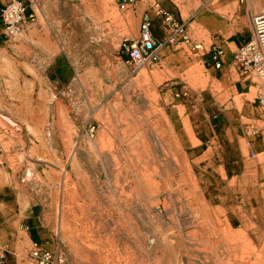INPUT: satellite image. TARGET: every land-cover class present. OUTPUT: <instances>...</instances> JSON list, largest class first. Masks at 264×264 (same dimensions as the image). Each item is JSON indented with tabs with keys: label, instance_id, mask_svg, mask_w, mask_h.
<instances>
[{
	"label": "rangeland",
	"instance_id": "374dc122",
	"mask_svg": "<svg viewBox=\"0 0 264 264\" xmlns=\"http://www.w3.org/2000/svg\"><path fill=\"white\" fill-rule=\"evenodd\" d=\"M20 1L35 18L34 27L11 39L0 30V249L7 264H34L23 231L27 216L49 229L50 248L57 246L67 264H178L180 229H195L204 203L212 218L247 235L264 264V141L260 131L251 132L260 125L250 121L237 97L235 106L228 103L230 95L215 83L202 54L186 44L161 49L156 62L136 71L125 63L122 44L136 37L142 14L156 1L97 0L99 8L83 5L96 0ZM193 1L165 0L184 26L198 6ZM249 1L254 14L264 11V0ZM188 36L193 42L203 39L191 28ZM105 154L114 159H102ZM144 154L151 161L156 154L166 157L168 167L181 166L178 174L186 177L182 184H168L154 176L160 189L167 186L160 199L171 195L172 202L166 200L171 216L161 205L140 209L135 203L130 227L124 218L129 210L119 206L123 197L113 166L123 164L124 156ZM151 161L150 167L159 169ZM137 164L140 170L141 161ZM13 177L27 190L22 199ZM103 222L107 233L100 228L94 239L89 227Z\"/></svg>",
	"mask_w": 264,
	"mask_h": 264
},
{
	"label": "bare ground",
	"instance_id": "6f19581e",
	"mask_svg": "<svg viewBox=\"0 0 264 264\" xmlns=\"http://www.w3.org/2000/svg\"><path fill=\"white\" fill-rule=\"evenodd\" d=\"M96 5L97 8L101 7L102 6V2L101 1H95L94 3L91 2H83V5L85 7L87 6H92V5ZM104 7V5H103ZM105 9V7H104ZM99 12V11H98ZM104 12V11H103ZM94 14V13H93ZM99 15V14H98ZM104 15V14H103ZM102 15V16H103ZM90 17V16H89ZM96 17V16H95ZM91 18V17H90ZM96 19V18H95ZM97 20V19H96ZM102 20V19H101ZM93 21V20H92ZM102 22V21H101ZM97 24V23H96ZM102 24V23H101ZM104 24V23H103ZM95 26V25H94ZM103 27V26H102ZM98 30V29H97ZM100 37V36H99ZM95 38V37H94ZM50 51V49H49ZM142 72V71H141ZM40 94H42L40 92ZM44 96V95H43ZM16 97V95H15ZM16 99V98H15ZM41 100V99H40ZM45 101V100H44ZM44 101L42 100L43 104H44ZM140 101V100H139ZM142 102V101H141ZM140 102V103H141ZM143 103V102H142ZM141 103V104H142ZM14 107V106H13ZM43 107V106H42ZM16 108V107H14ZM39 108V107H38ZM44 108V107H43ZM19 109V108H18ZM45 110V109H44ZM43 111V110H41ZM68 112V111H67ZM32 120V119H30ZM36 121V119H35ZM139 124L140 123H137V126L136 124H134V128L136 129L138 127V130H139ZM148 130H144L142 129V127H140V133L141 134H145L147 133ZM130 133V132H129ZM130 136V135H129ZM161 140V139H160ZM159 142V140H158ZM130 143V142H128ZM132 143V142H131ZM42 144V143H41ZM120 145V144H119ZM133 147V146H132ZM158 148H160V145L158 144ZM34 149V148H33ZM119 149V148H117ZM131 152H132V149L131 148ZM118 151V150H117ZM120 151V150H119ZM143 150H141L142 152ZM134 152V151H133ZM136 152V151H135ZM164 152V151H162ZM138 153V152H137ZM140 153V152H139ZM144 153V152H142ZM142 153H140L142 155ZM147 153V152H145ZM184 153V152H183ZM132 154V153H131ZM136 154V153H134ZM132 154V155H134ZM149 154V153H148ZM155 154V153H154ZM158 154V153H157ZM157 154L154 155V159L152 161H157L158 163V167L159 169H156L158 170H155V168H153V165L150 167L149 165V162L151 161L150 158L148 157V155L145 156V154L143 156L139 155L138 156V159H131L132 157H123V161L124 163L119 165L117 163H115L114 161V170H115V173H114V176L113 178L115 179V183L119 184V187H120V190H121V193H120V196L123 197V199L121 201H119V206H121V208H126V210H129L127 214H125V217L126 220H127V224L132 227V223H130V217H129V212L130 210L132 209L133 206H137L138 208L140 209H146V208H150L151 206H155V208H157L158 205H161L162 209L164 212L168 213L170 212V205L166 203V200L169 201V197H167L165 199H160V196H163L164 193H166V185L163 186L162 189H160L158 186L159 184L161 183H155V180L153 179L154 176L155 178H157L156 176L158 177H161V179L163 181H166L165 183H168V184H174L176 181L180 182L181 179H182V175H179L178 172H179V168L181 167H168V164L165 160V158H160V159H157ZM164 154V153H163ZM26 155V154H24ZM124 155V154H123ZM171 155V154H170ZM185 155V154H184ZM244 155V154H243ZM120 156V155H119ZM166 156V155H165ZM186 156V155H185ZM245 156V155H244ZM28 157V155H27ZM152 157V156H150ZM173 156L170 157V159L172 158ZM26 158V157H25ZM137 158V157H136ZM181 158L183 159V157L181 156ZM41 159V158H40ZM104 160H107V159H111L113 160L114 159V156L113 155H109V154H105V156L102 158ZM152 159V158H151ZM175 159V158H174ZM181 159V161H182ZM122 161V162H123ZM138 161H141L142 163V166H141V169H137V162ZM151 161V162H152ZM175 162V161H174ZM173 163V162H172ZM196 163V162H195ZM27 164V163H26ZM245 164V163H244ZM138 165V164H137ZM172 165V164H171ZM170 166V165H169ZM176 166H179L176 165ZM210 166V165H209ZM31 167V165H30ZM55 167V166H54ZM188 169H189V166H187ZM209 168V167H208ZM29 169V168H28ZM186 169V168H185ZM200 169V168H199ZM152 170V172H148ZM167 170H169L171 172V174L169 175V173L167 172ZM212 170V169H211ZM30 171V170H29ZM186 171V170H185ZM189 171V170H188ZM213 171V170H212ZM256 171V170H255ZM254 171V173H255ZM61 172V171H60ZM199 172V171H198ZM263 172V171H262ZM188 173V172H187ZM210 173V172H209ZM213 173V172H212ZM258 173V172H257ZM264 173V172H263ZM191 174V173H190ZM188 175V174H187ZM192 175V174H191ZM206 175V174H205ZM204 175V176H205ZM253 175V174H252ZM25 176V175H24ZM185 175H183L184 177ZM198 176V175H197ZM196 176V177H197ZM208 176V175H207ZM245 176V175H244ZM254 176V175H253ZM68 177V176H67ZM186 177V176H185ZM246 177V176H245ZM251 177V175H250ZM205 178V177H204ZM212 178V177H211ZM254 178V177H252ZM185 179H188V178H185ZM200 179V178H199ZM207 179V178H206ZM30 180V175H26L25 179L23 180L25 184H27ZM244 180V179H243ZM19 180L16 178V177H13L12 178V183L14 185V190L16 192V196L18 199H22L24 196H27V190L25 188L24 185L20 184L18 182ZM22 181V180H21ZM183 181V180H182ZM187 181V180H185ZM208 181V180H207ZM255 181V180H253ZM258 181V180H257ZM176 182V184L178 183ZM209 182V181H208ZM249 182V181H248ZM164 183V182H163ZM183 183V182H182ZM181 182L179 184H182ZM188 183V182H187ZM241 183V181H240ZM245 183V182H244ZM242 183V184H244ZM158 184V185H157ZM205 184V183H204ZM242 184H239V185H242ZM246 184V183H245ZM249 184V183H248ZM253 184V183H252ZM189 185V184H187ZM202 185V184H200ZM207 185V184H206ZM166 186V187H165ZM173 186V185H172ZM172 186L170 185V187L172 188ZM178 186V185H176ZM184 186V184L182 185V187ZM209 186V185H207ZM255 186V185H254ZM187 187V186H186ZM93 188V187H92ZM169 188V187H168ZM204 188V187H203ZM245 188V187H244ZM173 189V188H172ZM179 189V187L177 188ZM181 189V187H180ZM228 189V188H227ZM87 190V189H86ZM93 190V189H92ZM189 190V189H187ZM199 190V189H198ZM249 190V189H247ZM89 191V190H88ZM223 191V190H222ZM225 191V190H224ZM229 191V190H227ZM233 191V190H232ZM238 191V190H237ZM240 191V190H239ZM90 192V191H89ZM168 192V191H167ZM176 192V191H175ZM182 192H183V188H182ZM185 192V191H184ZM213 192V191H212ZM70 193V192H69ZM87 193V192H86ZM94 193V192H92ZM91 193V197L93 196V194ZM228 193V192H226ZM249 193V192H248ZM76 194V193H75ZM168 194V193H167ZM171 194V193H170ZM178 194V193H177ZM176 194V195H177ZM183 194V193H182ZM187 194V193H186ZM192 195L191 192L188 193L187 195ZM245 194V192L243 193ZM67 195V194H65ZM79 195V194H78ZM174 195V194H173ZM211 195V194H210ZM248 195V194H247ZM70 196V195H69ZM90 196V195H89ZM181 196V195H180ZM196 196V195H195ZM194 196V197H195ZM232 196V195H231ZM190 197V196H189ZM193 197V198H194ZM227 197V196H226ZM68 198V197H67ZM65 198V199H67ZM185 198V197H184ZM203 198V197H202ZM233 198V197H232ZM180 200L179 198H177V201ZM193 200V199H192ZM196 200V199H195ZM136 201V202H135ZM171 201V200H170ZM185 201V199H184ZM183 201V202H184ZM201 201V200H200ZM228 201V200H227ZM231 201V200H230ZM64 202V201H63ZM62 202V203H63ZM75 202V201H73ZM172 202V201H171ZM182 202V203H183ZM189 202V201H187ZM194 202V201H193ZM207 202V201H206ZM212 202V201H211ZM234 202V201H233ZM248 202V201H247ZM93 203V202H92ZM136 203V204H135ZM202 204V202H200ZM209 203V202H208ZM90 204V203H89ZM135 204V205H134ZM179 204L180 201H179ZM187 204V203H186ZM192 204V203H191ZM195 204V203H194ZM198 204V203H197ZM77 205V204H76ZM91 205V204H90ZM93 205H97V204H93ZM172 205V204H171ZM185 205V204H184ZM199 205V204H198ZM231 205V204H230ZM233 205V204H232ZM74 206V205H73ZM72 206V207H73ZM89 206V205H88ZM94 206V207H95ZM174 206V204H173ZM178 206V205H177ZM63 207V206H62ZM79 207V206H78ZM82 207V206H81ZM99 207V206H98ZM172 207V206H171ZM185 207V206H184ZM188 207V205H187ZM257 207V206H256ZM77 208V206H76ZM90 208V207H89ZM182 208V206H181ZM180 206L178 207V209H181ZM191 208V207H190ZM202 212L199 216V220L196 222V224L194 225L192 222V225H194V228L192 231H185L183 233H181V229L178 227V229H180V235L179 236V244H180V252L178 251L179 253V257H178V264H263V262H261V255H262V251H260V249H258L259 251H257L256 249H254L252 247V243L250 241V239L247 237L246 234H242V233H238V232H232L231 229H230V226L227 224V223H223L221 221H219L217 218H212V213L210 211V209L205 205V203L202 205ZM67 209V208H66ZM83 209V208H82ZM88 209V207H87ZM96 209V208H95ZM106 209V208H105ZM175 208H171V210H174ZM185 209V208H184ZM255 209V208H254ZM260 209V207H259ZM69 210V209H68ZM79 210H80V207H79ZM89 210V209H88ZM99 210V209H98ZM137 210V208L135 209ZM133 210V211H135ZM182 210V209H181ZM192 210V209H191ZM253 210V209H251ZM258 210V209H257ZM70 211V210H69ZM91 211V210H90ZM122 211V209H121ZM125 211V209H124ZM132 211V212H133ZM158 211V210H157ZM175 211V210H174ZM173 211V212H174ZM177 211V210H176ZM217 211V210H216ZM219 211V210H218ZM222 210H220V213H221ZM64 211H60V215H61V219L62 217L65 219V216L64 217ZM77 212V211H75ZM74 212V213H75ZM82 212V210L80 211ZM99 212V211H98ZM101 212V210H100ZM104 212V211H103ZM116 212V211H115ZM182 212V211H181ZM187 212V211H186ZM186 212H184L183 214H185ZM193 212V211H192ZM257 212V211H256ZM70 213V212H69ZM68 213V215H69ZM94 213V212H93ZM97 213V212H96ZM158 213V212H157ZM176 214V212H174ZM178 213V212H177ZM194 213V212H193ZM223 213V212H222ZM253 213V211H252ZM67 214V213H66ZM73 214V213H72ZM88 214V213H87ZM98 214V213H97ZM124 214V213H123ZM132 214V213H131ZM170 214V213H169ZM173 214V215H175ZM189 214V213H188ZM89 215V214H88ZM166 215V216H167ZM187 215V214H186ZM193 215V214H191ZM222 215V214H221ZM72 216V215H70ZM76 216V213L75 215ZM73 216V218H75ZM112 216V215H111ZM161 216H164V215H161ZM171 216V214H170ZM169 216V218H170ZM178 216V215H176ZM198 216V215H197ZM77 217V216H76ZM89 217V216H88ZM107 217V216H106ZM119 217V216H118ZM139 217V216H138ZM157 217V216H156ZM155 217V218H156ZM191 217V216H190ZM195 217V215L193 216ZM216 217V216H215ZM234 217V216H233ZM109 218V217H108ZM120 218V217H119ZM158 218V217H157ZM156 218V219H157ZM189 218V217H188ZM63 219V220H64ZM70 219V218H69ZM76 219V218H75ZM132 219V218H131ZM171 219V218H170ZM197 219V218H196ZM78 220V219H77ZM144 220V219H143ZM172 220V219H171ZM170 220V221H171ZM174 220V219H173ZM172 220V221H173ZM177 222H178V219H176ZM187 220V219H186ZM66 221V220H64ZM113 221V220H112ZM185 221V220H184ZM192 221V220H191ZM228 221V220H227ZM68 222V221H66ZM70 222V221H69ZM89 222V221H88ZM87 222V223H88ZM91 222H92V219H91ZM90 222V223H91ZM159 222V221H158ZM166 222V221H165ZM164 222V223H165ZM174 222V221H173ZM172 222V223H173ZM190 222V221H189ZM121 223V222H119ZM161 223V222H160ZM162 223V224H164ZM167 223V222H166ZM245 223V222H244ZM69 224V223H67ZM75 224V223H74ZM79 224V223H78ZM93 224V223H92ZM91 224V225H92ZM98 224V223H97ZM96 224V225H97ZM132 224V225H131ZM178 224V223H177ZM189 224V223H188ZM230 224V223H229ZM77 225V224H75ZM81 225V224H80ZM185 225V223H184ZM187 225V224H186ZM191 225V224H190ZM191 225V226H192ZM122 226V225H120ZM124 226V225H123ZM182 226V225H181ZM71 227V226H70ZM86 227V226H85ZM88 227V226H87ZM106 227L108 228L107 224L106 223H99L98 226L96 228L93 227V225L91 227H89V231L90 233L92 234V237H95V236H98L100 233H99V229H103V232H105L104 228L106 229ZM116 227V226H115ZM175 227V226H174ZM184 227V226H183ZM186 227V226H185ZM111 228V227H110ZM247 228V227H246ZM94 229V230H93ZM134 229V228H132ZM169 229V228H168ZM249 229H251L249 227ZM77 230V229H75ZM87 230V229H86ZM85 230V231H86ZM131 230V229H130ZM184 230V229H183ZM186 230V229H185ZM70 231V230H69ZM72 231V229H71ZM80 231L81 228H80ZM79 231V232H80ZM84 231V232H85ZM113 231V230H112ZM110 230V232H112ZM179 232V231H178ZM76 233V232H75ZM74 233V234H75ZM81 233V232H80ZM89 233V234H90ZM107 233V232H105ZM113 233V232H112ZM117 233V232H116ZM255 233V232H254ZM83 234V233H82ZM81 234V235H82ZM85 234V233H84ZM88 233H86L87 235ZM76 235V234H75ZM75 235H73L75 237ZM104 235V234H102ZM112 235V234H111ZM173 235V234H172ZM176 235V234H175ZM174 235V236H175ZM89 236V235H88ZM109 236V234H108ZM127 236V235H126ZM154 236V235H153ZM71 237V235H70ZM79 237V236H78ZM155 237V236H154ZM171 237V236H170ZM173 237V236H172ZM77 238V237H76ZM89 238V237H88ZM91 238V237H90ZM107 238V237H105ZM156 238V237H155ZM83 239V238H82ZM96 239V237L94 238ZM98 239V238H97ZM111 239V237H110ZM124 239V238H123ZM162 239V238H161ZM80 240V239H79ZM88 240V239H87ZM93 240V239H92ZM102 240V239H101ZM106 240V239H105ZM97 241V240H96ZM95 241V242H96ZM108 241V240H107ZM106 241V242H107ZM126 241V240H125ZM129 241V240H127ZM156 241V240H155ZM80 242V241H79ZM105 242V241H104ZM114 242V241H113ZM122 242V241H121ZM124 242V241H123ZM122 242V243H123ZM163 242V241H161ZM165 242V241H164ZM90 243V242H89ZM94 243V242H93ZM97 243H99L97 241ZM103 243V242H102ZM108 243V242H107ZM112 243V242H111ZM115 243V242H114ZM117 244V243H116ZM165 244V243H164ZM85 245V244H84ZM124 245V244H123ZM158 245V244H157ZM125 246V245H124ZM161 246V244H160ZM164 246V245H162ZM161 248V247H160ZM176 249V248H175ZM262 249V248H261ZM90 250V249H88ZM116 250V249H115ZM162 250V249H161ZM97 251V250H96ZM107 251V250H106ZM112 251V250H111ZM103 252V251H102ZM108 252V251H107ZM113 252V251H112ZM152 252V251H151ZM82 253H85L84 251ZM98 253V252H97ZM96 253V254H97ZM94 256L95 257H99L98 256ZM102 254H105V253H102ZM151 254V253H150ZM163 254V253H162ZM113 255V253H112ZM111 255V256H112ZM146 255V253H145ZM101 256V255H100ZM109 256V257H111ZM161 256V255H160ZM89 257V256H88ZM107 257V256H105ZM103 257V258H105ZM115 257V255H114ZM164 257V256H163ZM131 258V257H130ZM134 259V258H133ZM155 259V258H154ZM82 260V259H81ZM106 260V259H105ZM124 260V259H123ZM130 260V259H129ZM98 261H100L98 259ZM118 261V260H117ZM84 262V261H83ZM88 262V261H87ZM102 262V261H101ZM106 262H108L106 260ZM104 262V263H106ZM154 262V261H152ZM165 262V261H164ZM91 263V262H90ZM89 263V264H90ZM94 263V262H93ZM123 263V262H122ZM134 263H136V261H134ZM167 263V262H166ZM92 264V263H91ZM107 264V263H106ZM123 264H129V263H123ZM159 264V263H158Z\"/></svg>",
	"mask_w": 264,
	"mask_h": 264
},
{
	"label": "built area",
	"instance_id": "2783aa9c",
	"mask_svg": "<svg viewBox=\"0 0 264 264\" xmlns=\"http://www.w3.org/2000/svg\"><path fill=\"white\" fill-rule=\"evenodd\" d=\"M123 1H127V5L133 4V0ZM153 8L155 17H160L166 22L170 26V31L163 38L156 39L152 33L151 14L149 12L142 14L136 37L125 40L122 44L125 63L132 67L133 71L147 63L156 62L161 49L180 43L188 45L196 53H201L202 57L209 56L214 68L221 66L224 55L221 48L211 45L204 48L202 43L191 41L183 24L177 22L171 13L165 12L158 5ZM0 21L3 35L8 39L16 37L23 30L32 29L35 24V18L32 14L27 15V7L20 0H7L0 9ZM233 62L241 76L253 75L259 81L261 88L255 100L264 116V11L251 17L250 37L237 48ZM261 130L262 125L258 128L252 127L251 132L256 134ZM29 258L34 264H67L57 246L52 249L48 242L30 243ZM0 264H7L1 249Z\"/></svg>",
	"mask_w": 264,
	"mask_h": 264
},
{
	"label": "crops",
	"instance_id": "0c3cea01",
	"mask_svg": "<svg viewBox=\"0 0 264 264\" xmlns=\"http://www.w3.org/2000/svg\"><path fill=\"white\" fill-rule=\"evenodd\" d=\"M155 1L156 5L161 6L162 10L169 12L166 7V5L170 6L168 2H165V0ZM6 2L7 0H0V9ZM196 3L198 6L192 13L191 22L187 26H184L183 23V26L187 34L191 28L193 35L203 36L201 41L195 40L194 42L202 43L204 48L211 45L223 50L224 55L219 68L213 67L209 56L204 57V62L212 73L215 83L222 86L224 91L230 95L228 103L235 106L237 97L241 108L247 112L249 111L247 113L248 118L260 126L262 125L263 130L260 131L259 137L263 142L264 116L255 100L261 85L253 75L249 77L241 76L233 62V56L237 48L250 37L249 23L251 17L255 15V10L249 6L251 3L249 0H194L193 5ZM146 10L151 14L153 20V36L160 39L170 31V26L160 17H155L152 5H149ZM206 39H208V43L205 42ZM23 227L25 236L30 243H49L51 239L50 231L36 217H25ZM49 246L51 245L49 244Z\"/></svg>",
	"mask_w": 264,
	"mask_h": 264
}]
</instances>
